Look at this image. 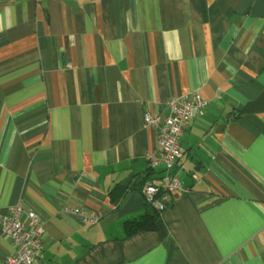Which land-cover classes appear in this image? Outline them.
I'll return each mask as SVG.
<instances>
[{"label":"crops","instance_id":"crops-1","mask_svg":"<svg viewBox=\"0 0 264 264\" xmlns=\"http://www.w3.org/2000/svg\"><path fill=\"white\" fill-rule=\"evenodd\" d=\"M192 92L206 104L182 189L157 213L143 116ZM12 205L42 221L34 264H264V0H0V213ZM14 251L0 230V263Z\"/></svg>","mask_w":264,"mask_h":264},{"label":"built area","instance_id":"built-area-1","mask_svg":"<svg viewBox=\"0 0 264 264\" xmlns=\"http://www.w3.org/2000/svg\"><path fill=\"white\" fill-rule=\"evenodd\" d=\"M205 104L198 93L192 92L168 99V112L165 114L144 113V127L154 133L157 149L144 157V180L140 192L157 213L163 212L172 201L173 194L182 189L181 181L174 174L182 156V138L189 123L202 112ZM158 166L163 167L164 176L156 183L151 180V175ZM70 212L82 216L85 223L97 222L96 217L82 210L71 209ZM0 230L10 239L15 250L0 264H34L42 250L41 236L44 231L39 216L34 211L25 212L20 205L6 207L0 213Z\"/></svg>","mask_w":264,"mask_h":264},{"label":"trees","instance_id":"trees-1","mask_svg":"<svg viewBox=\"0 0 264 264\" xmlns=\"http://www.w3.org/2000/svg\"><path fill=\"white\" fill-rule=\"evenodd\" d=\"M144 178L142 179L143 182ZM157 215H145L124 224L125 236L130 237L140 231L156 230Z\"/></svg>","mask_w":264,"mask_h":264}]
</instances>
